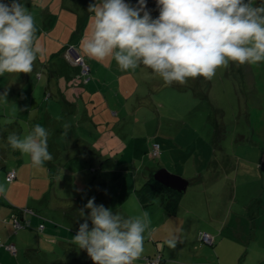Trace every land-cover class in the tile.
<instances>
[{
    "label": "rangeland",
    "instance_id": "rangeland-1",
    "mask_svg": "<svg viewBox=\"0 0 264 264\" xmlns=\"http://www.w3.org/2000/svg\"><path fill=\"white\" fill-rule=\"evenodd\" d=\"M260 1L264 0H253V5L258 6ZM92 2L96 0H88V3ZM126 3L137 7L128 0ZM149 73V76L139 78L140 97L148 104L140 107L145 114L137 115L142 123L134 122L137 111L131 107L127 117L120 116L121 120L112 125L113 133H102L100 124L77 123L76 133L72 126L66 136L54 135L55 138L48 140V151L53 153V159L44 167V177L47 178L42 177V170L36 168L31 173L27 155L22 166L28 169L21 172L14 155L16 151L11 149L7 139L0 136V150L9 154L8 166L17 169V181L22 186L19 195H13L5 185V193L0 197L9 207H17L16 213L20 211L30 216L31 213H26L28 210L40 209L45 216L59 220L49 219V222L59 223L68 230L71 240L70 224H62L66 220L53 215L58 212L65 216L62 207L70 213L80 211L81 207L89 212L85 205L94 197L97 206L103 205L113 214L119 213L126 218L141 216L147 211L151 235L145 233L144 248L151 243L164 245L166 231L163 229L177 222L183 230L184 240H188L182 247L188 248L191 254L195 246H207L200 238L202 226L207 223L203 218H211L213 214L231 215L233 222L225 233L228 236L226 242L235 239L244 249L251 231L241 226L237 235L233 231L237 225L234 219L236 216L248 218L255 212V205L251 202L264 200V62L240 67L230 64L227 69L218 70L211 81L190 79L184 86L173 83L166 87L161 78L151 70ZM37 81L34 74V83L40 84ZM22 83L23 77L14 76V73L10 77L0 76V116L9 110L6 104L17 98L15 95L19 96V101H25ZM7 84L9 88H6ZM41 85L46 87L45 83ZM82 87L86 86L83 84ZM43 90H38L41 98L45 96ZM46 106L47 103L44 108ZM60 107L61 104L58 111ZM62 115L58 119L60 123L65 122ZM5 124L8 123L3 118L1 126ZM64 125L62 123V127ZM52 144L57 145L54 151ZM154 144L161 147L160 157L155 159L150 157ZM160 168L189 181L188 190L182 195L178 207V218L166 213L161 196L154 204L144 207L134 193ZM92 169L98 171L94 173ZM3 172L1 169L0 175ZM31 185L35 187L32 189ZM244 221L243 218L242 225ZM156 225L160 226L158 231L162 232V238L153 237L151 229ZM91 228L89 225V230ZM40 239L31 243L35 252L42 244ZM67 245L68 242L60 240L55 253L46 256L40 253V262L54 264L58 260L57 264H67L62 260L69 256ZM181 245L178 243L177 248ZM221 253L222 260L218 264L227 263L224 253L234 255L229 247ZM83 255L88 257L86 251Z\"/></svg>",
    "mask_w": 264,
    "mask_h": 264
},
{
    "label": "clouds",
    "instance_id": "clouds-1",
    "mask_svg": "<svg viewBox=\"0 0 264 264\" xmlns=\"http://www.w3.org/2000/svg\"><path fill=\"white\" fill-rule=\"evenodd\" d=\"M157 18L145 0L132 7L125 0H99L89 6L90 32L80 43L83 53L97 63L114 60L121 71L150 69L164 86H184L196 78L211 81L218 70L264 62V6L253 0H156ZM33 15L22 0H0V76L30 74L42 54ZM6 95V93H5ZM67 135L68 125H64ZM48 130L36 124L24 136L12 132L7 143L43 170L53 159ZM5 188L0 185V194ZM85 208L73 243L86 251L93 264H135L144 253L145 233L151 235L149 213L125 217L113 214L95 198ZM84 217V210L80 211ZM91 221L92 228L89 230ZM155 231V229H151ZM182 241L170 234L164 241L175 249Z\"/></svg>",
    "mask_w": 264,
    "mask_h": 264
},
{
    "label": "crops",
    "instance_id": "crops-1",
    "mask_svg": "<svg viewBox=\"0 0 264 264\" xmlns=\"http://www.w3.org/2000/svg\"><path fill=\"white\" fill-rule=\"evenodd\" d=\"M4 2L10 3V0H4ZM22 2L35 19L38 30L37 35L43 52L38 55L32 73H14V76L23 77L22 86L24 87H21V90L24 92L23 100L25 101H19V96L15 95L17 98L14 97L11 101H8V105L6 104L9 110H6L0 116L1 138L7 139L8 135L12 133L11 130L22 137L27 135L36 124H40L48 130L50 133L48 140H51L54 135L60 136L65 132L62 123L68 125L67 133L72 131V126L75 128L74 133H76V125L79 123L81 125L98 124V126L100 124L104 130H102V133L105 132L104 134H106L112 131L113 124L121 120L120 116L127 117L129 115L128 109L131 107L137 111L134 122L142 123L140 119H137L139 117L137 115L140 113L145 114V111L140 107H145L148 104L144 103L143 98L140 97L139 78L149 76L150 70L140 66L135 71L124 72L118 68L114 60L101 64L89 59L80 47L81 40L90 32L89 17L91 13L88 9L94 3H88V0H22ZM69 44H73L78 48L91 67L92 79L85 85L86 87H82L83 84L78 78V67L68 62L63 56L65 47ZM34 74L37 75V83L40 84L34 83ZM10 75L8 73L4 74L6 77H10ZM43 83L46 84V87L41 85ZM79 85L82 89L78 87ZM9 87V84H7L6 88ZM39 89L45 91V96L42 98L38 93ZM20 98H22V94ZM46 103L47 106L44 108ZM53 103L56 104V107ZM59 104H61L60 111H58ZM60 112L63 114L62 118L65 119V122L63 120L61 123L59 122ZM80 113L81 115H79ZM3 118L8 124L1 126ZM11 125H14L12 129ZM55 146L57 145H51L53 151L56 148ZM14 155L18 160L19 170L22 169L21 172L27 171L28 168L22 166L25 155H22L19 151H16ZM8 156L9 154L4 149L3 151L0 150V170H4L0 175V185L4 187L7 185L9 193L19 195L18 190H21L22 187L19 182L17 180L13 184L6 182L7 173L17 171L15 167L8 166ZM28 161L30 162V158H28ZM34 169L31 165V173L34 172ZM45 171L44 168L41 174L42 177H44ZM40 184H42V181ZM34 187L31 185L32 189ZM210 189L211 187L208 190ZM4 202L5 199L0 197V264H36V262L43 264L39 260L40 253H43V256L55 253V249L62 239L68 242L67 249L69 250V256L62 260L66 261L67 264H93L89 257H84L85 251L79 250L67 235L68 230L63 229L59 223L49 222V219L58 222L59 220L45 216L39 212L40 209L38 211L32 210L35 215H20L23 220L30 222L31 228L30 230H22L15 236L11 222L17 207H9ZM251 203L255 205L253 214H249L248 218L236 216L234 219L237 221V225H235L233 231L237 235L242 227L251 231L248 241H245L244 249H241L235 239H229L230 244L226 242L228 236H225V233L230 229L233 217L231 215L213 214L211 218H203V221L206 220L207 223L202 226L200 236L203 241L202 236L204 234L209 235L212 237V244L203 241L207 246H195L193 253L191 254V251L188 253V248L182 247L188 241L184 240L183 230L179 223H171V226L169 225L163 229V232L166 231V237L163 239L166 240L170 234H175L183 245L175 249H169L166 244L155 245L151 243L149 247L144 248L142 258L136 261L135 264H147L144 261L146 258L155 259L157 257L163 258L164 264H218L222 260L221 252L224 253L227 247L234 252V255L233 253L223 254L226 264H264V212H262V209L264 211V200ZM247 206L245 205V207ZM82 208H80V211L83 210ZM60 209L59 207L58 210ZM63 210L65 216L58 212H53V215L66 220L62 223L61 219L60 223L70 224L72 230L70 229L69 233L74 238L73 235L77 234L83 219L87 218L90 213L84 211V217H82L78 210V213L76 211L70 213L66 210V207H62ZM177 212L173 217L178 218L179 209ZM243 218L245 221L242 225ZM88 223H91V221L89 220ZM158 227L160 226L156 225L153 228L155 229L154 232L152 231L153 237L162 238V232L158 231L160 230ZM41 233H43V237ZM39 237L42 244L39 245V252H35L31 243L38 240ZM4 243L16 244V254L12 255L7 252L3 248ZM241 251H243V254H241ZM57 262L58 260L54 264H57Z\"/></svg>",
    "mask_w": 264,
    "mask_h": 264
},
{
    "label": "trees",
    "instance_id": "trees-1",
    "mask_svg": "<svg viewBox=\"0 0 264 264\" xmlns=\"http://www.w3.org/2000/svg\"><path fill=\"white\" fill-rule=\"evenodd\" d=\"M128 1H130L131 3H133V4L138 6V0H128ZM145 2H146V10L150 12L152 18H154V19L157 18L158 15H159V9L157 7L156 0H145ZM258 6H264V1H260ZM70 46H74L75 47V45H73V44H69L68 46H66L65 50L63 52L64 58H66V51H67V49ZM80 54H81V52H80ZM81 56L84 58L85 63L90 68V70H89L88 74H83L82 73V67L76 65V67H78V78H79V80L81 81L82 84L87 85L92 79L91 67L87 63L85 57L82 54H81ZM66 60L68 62H70L67 58H66ZM51 155L53 156V153ZM150 157L153 158V159L156 158V157H153L151 155V152H150ZM92 171L94 173H96L98 170L92 169ZM11 172L12 171L8 172L7 175H6V182L8 184H13L16 180H18L17 171H15V173H16L15 178L12 179V180H9V174ZM135 195H136V198H137L138 202L144 207L154 204L156 199H157V197L161 196L162 197V201H161L162 207L164 208L166 213H168L170 215H175L177 213L179 204L181 202V197L184 194H180V193H177V192H175L173 190L164 188L163 186L158 184L156 181H154L153 178H152V175H151V178L146 180L145 184L140 189H136ZM47 209L50 210V208H47ZM14 213H15V215L12 217V222L11 223H12V226L14 228L15 236H17L19 234V232L22 231V230H28V229L30 230V228H31L30 222L29 221H25V220H23L21 218L20 211H17V214H16V212H14ZM26 213H31L32 215H35V213L33 211H28ZM22 214H24V213H22ZM24 215H26V214H24ZM9 245L15 246L16 251H17L16 244H14V243H4L3 244V248L7 252L11 253L10 251H8L6 249V247L9 246ZM11 254L13 255V253H11ZM151 259H153V258H151ZM159 264H164L163 258H160V263Z\"/></svg>",
    "mask_w": 264,
    "mask_h": 264
},
{
    "label": "built area",
    "instance_id": "built-area-1",
    "mask_svg": "<svg viewBox=\"0 0 264 264\" xmlns=\"http://www.w3.org/2000/svg\"><path fill=\"white\" fill-rule=\"evenodd\" d=\"M66 58L73 63L74 65H78L82 67V73L83 74H88L90 68L87 66V64L85 63L84 58L81 56L80 52L78 51V49L74 46H70L67 51H66ZM161 152H160V146L158 144H154L152 151H151V155L153 157L158 158L160 156ZM16 176L15 171H12L9 174V180L14 179ZM202 239L205 243L207 244H212V237H210L207 234H204L202 236ZM6 249L8 251H10L13 254H16V248L13 245H9L6 247ZM145 262L147 264H159L160 263V257H157L155 259H150V258H146Z\"/></svg>",
    "mask_w": 264,
    "mask_h": 264
},
{
    "label": "water",
    "instance_id": "water-1",
    "mask_svg": "<svg viewBox=\"0 0 264 264\" xmlns=\"http://www.w3.org/2000/svg\"><path fill=\"white\" fill-rule=\"evenodd\" d=\"M152 178L166 189L173 190L180 194H185L189 187V181L181 176L170 173L165 168H160L153 172Z\"/></svg>",
    "mask_w": 264,
    "mask_h": 264
}]
</instances>
